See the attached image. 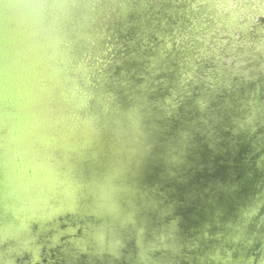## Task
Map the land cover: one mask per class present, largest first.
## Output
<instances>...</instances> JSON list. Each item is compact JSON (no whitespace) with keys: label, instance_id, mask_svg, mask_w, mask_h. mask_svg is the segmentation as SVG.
<instances>
[{"label":"water","instance_id":"obj_1","mask_svg":"<svg viewBox=\"0 0 264 264\" xmlns=\"http://www.w3.org/2000/svg\"><path fill=\"white\" fill-rule=\"evenodd\" d=\"M0 264H264V0L0 4Z\"/></svg>","mask_w":264,"mask_h":264}]
</instances>
